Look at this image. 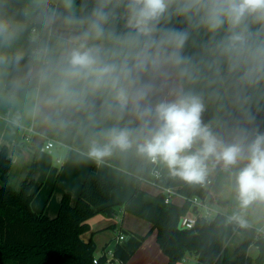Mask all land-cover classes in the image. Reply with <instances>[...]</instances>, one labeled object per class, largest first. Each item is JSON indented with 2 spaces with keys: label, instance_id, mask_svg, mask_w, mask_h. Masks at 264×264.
Returning <instances> with one entry per match:
<instances>
[{
  "label": "trees",
  "instance_id": "16d2710c",
  "mask_svg": "<svg viewBox=\"0 0 264 264\" xmlns=\"http://www.w3.org/2000/svg\"><path fill=\"white\" fill-rule=\"evenodd\" d=\"M53 1L63 5V0ZM27 3L28 0H0V20L23 26L20 46L5 54L11 63L6 87L10 95H20L24 91L39 88L52 99L51 82H42L40 74L31 78L28 75L38 63L42 64V69L55 65L64 56L61 53L66 48V39L53 36L50 23L28 21ZM97 3L98 0H77V12L71 13L64 9L62 14L68 18L82 19L88 30V21ZM126 3L127 0H112L109 5L112 15L105 25V37L102 40L87 41L88 45H101L102 49L110 50L109 58L112 51H120V45L115 41L133 32L127 27ZM175 7L173 5L170 9V17L163 18L157 27L186 29L189 33L180 50L185 63L179 66L169 63L170 71L180 86L179 96H198L203 104L200 117L202 125L209 127L224 145L240 144L246 156L248 144L256 136L264 135V74L246 76L245 65L241 64L236 69L231 67V60L221 48L222 42L229 35L227 25L215 33L209 32L202 26H194L195 22H190L185 16L176 14ZM38 9L49 13L46 5ZM251 27L255 30L259 25L252 24ZM183 69H187V72L182 75ZM147 79V71L139 73L135 86L145 87ZM147 91L146 98L141 102L142 107L154 108L165 102L158 92L148 88ZM106 101L116 100L111 89L103 87L85 91L81 102L53 104L55 112L58 111L66 119L67 125L61 130L48 131V135L56 137L62 130L76 132L84 116ZM145 120H150L147 127H144ZM48 121L56 125L55 113L48 116ZM154 126V117L142 120L131 104L124 108L117 107L95 124L99 133H109L113 128L128 129L131 132L135 156L130 173L136 193L144 181L152 178L151 158L140 153L137 145L143 142L148 128ZM198 149V146L193 145L190 152ZM247 163L248 160L244 158L234 165L233 181L227 188L232 196L238 197L236 177ZM13 165L8 147L3 145L0 147V264H103L106 260L104 255H100L98 261L94 262L96 243L93 238L86 241L82 235L90 230L87 222L90 217L99 212L115 216L120 208L152 223L153 229L157 230V241L169 258L168 264H177L188 253L197 256L198 264L264 263V234L257 226L246 222L241 226L238 219L219 209L212 218L198 215L193 228H182L180 220L190 210L191 201L187 199L182 205L165 202V195H160L159 203L142 199L136 193L124 202L110 203L112 191L118 184L99 173L95 164L90 166L75 204H72L71 195L66 193L55 217H49L44 211L36 212L32 207L36 193L33 190L35 181L31 178L34 161L19 187L11 182ZM161 165L162 176L157 179L158 183L175 186L187 198L197 195L207 199L208 192L200 184L189 183L173 175L163 161ZM206 165L215 175L221 171L219 162L214 158L206 161ZM218 198L220 195L217 193L216 198L213 197L207 203L213 207L222 206ZM230 203L228 201L225 204L226 208ZM237 230L243 237L235 249V258H229L225 253V244ZM145 238L132 235L124 242H119L114 249L115 257L127 262ZM251 245L259 250L256 258L248 254Z\"/></svg>",
  "mask_w": 264,
  "mask_h": 264
},
{
  "label": "clouds",
  "instance_id": "9594fccd",
  "mask_svg": "<svg viewBox=\"0 0 264 264\" xmlns=\"http://www.w3.org/2000/svg\"><path fill=\"white\" fill-rule=\"evenodd\" d=\"M112 0H98L88 21V30L55 65L40 72L42 82H51L50 104H75L81 102L83 93L107 87L121 108L131 104L141 119L154 117L155 126L148 128L138 151L153 161H163L173 175L189 183H201L206 175V161L214 158L225 167L246 158L248 163L236 177L241 207L264 201V135H258L247 146V154L240 144L224 145L202 125L201 99L192 94L178 96L171 102H161L155 107H142L147 87H136L139 73L159 68L164 63L179 66L185 63L180 55L189 33L175 28H158L163 18L175 13L185 16L194 26L215 33L227 25L221 48L236 69L246 66V76L264 74V0H127V27L132 29L125 38L117 39L120 51H108L100 45H88L89 39L102 40L112 10ZM69 7L71 3L69 0ZM259 28L253 30L251 25ZM12 31L5 21H0V36L11 38ZM19 59V57H18ZM183 69L181 74H185ZM79 86V87H78ZM150 120L144 121L147 127ZM109 143L103 147L95 144L89 156L100 160L111 155L113 148L127 150L132 147V134L128 129L113 128L108 133ZM200 144L196 152L193 145ZM241 226L245 222L237 217Z\"/></svg>",
  "mask_w": 264,
  "mask_h": 264
},
{
  "label": "crops",
  "instance_id": "0c3cea01",
  "mask_svg": "<svg viewBox=\"0 0 264 264\" xmlns=\"http://www.w3.org/2000/svg\"><path fill=\"white\" fill-rule=\"evenodd\" d=\"M53 3L54 1L51 0L52 5ZM40 6L35 5L31 16L27 14L28 21L50 23L52 35L56 38L66 39V42L81 41L83 34L87 31L84 27V21L82 19L68 18L62 14L64 9L69 11L66 8V0H63V5L58 3V7L54 8V12L47 6L49 13H45L42 9H38ZM69 12L75 13V11ZM5 22L9 24L13 34L11 38L0 36V52H2V55H0V147L3 145L8 147L9 157L14 162L13 166L17 163L16 152H24L26 162L34 159L35 167L31 178L35 181L33 190L36 193L32 201L33 209L36 212L44 211L49 217H55L58 214L62 197L66 193L71 195L72 204H75L87 172L90 166L94 164L98 166L99 173L118 184V187L112 191L110 203L126 201L131 195L136 193L130 173V166L135 156L134 142L132 147L127 150L113 148L111 155L100 160L89 156V151L93 144L103 147L109 143L108 133H99L95 129L96 122L119 107V104L116 101L103 102L84 116L76 132L70 133L67 131L56 137H50L48 131L63 129L67 125L66 119L58 111L55 112L53 104L48 103L50 98L39 88L24 91L20 95H10L6 87V79L11 63L5 54L20 46L23 26L20 23L11 21ZM69 50L66 46L61 55H66ZM41 70L42 64H36L30 71L28 78L39 75ZM52 113H55V126L48 121V116ZM48 137L60 142L61 149H58V153L62 154L64 159L61 161L62 165L59 172L52 164L53 159L51 156L52 148L56 144L50 149H42L47 143ZM23 138L33 143L27 149L23 143ZM53 177L57 184L55 191H53V188L50 189ZM147 182L144 181L141 184L139 191L136 193L137 196L159 203L160 195L164 194L157 186L153 185L154 188H152L151 184ZM40 183H42L41 187ZM207 201L208 199H206V203ZM171 202L182 205L186 200L182 195H176ZM197 212H201L200 207L192 205L185 214H197ZM87 222L90 230L85 232L82 237L86 241L93 238L96 243V256H100L106 247L113 246L120 232L126 235V240L132 235L146 236L140 247L127 262H122L114 255L110 264H168L169 258L162 251L157 241V230L153 229L150 221L120 208L115 216L110 217L99 212L90 217ZM118 224L120 229H118ZM263 224L264 221L262 225L253 226L261 229L264 228ZM125 239L118 241L116 245L119 242H124ZM252 246L255 245L250 246L248 254L252 258H256L259 250L255 246L256 253L253 254L251 251ZM194 257L198 264L195 254Z\"/></svg>",
  "mask_w": 264,
  "mask_h": 264
},
{
  "label": "rangeland",
  "instance_id": "374dc122",
  "mask_svg": "<svg viewBox=\"0 0 264 264\" xmlns=\"http://www.w3.org/2000/svg\"><path fill=\"white\" fill-rule=\"evenodd\" d=\"M71 7L68 6L69 0H66V8L69 11H78V6H77V0H70ZM45 4L46 6L50 7L51 11L54 12L55 6L51 4V0H29L28 1V7H27V14L31 16L32 10L34 9L35 5L39 6ZM3 21V20H2ZM6 21V20H5ZM56 25V24H55ZM78 42L75 41H68L66 42V46L68 49L71 50V48L77 44ZM169 63H164L162 64L159 68L152 69L151 67L147 71V82H146V87L154 92H158L164 99L165 102H171L177 99L179 96V90L180 86L176 81L175 75L170 71ZM38 68V67H37ZM117 102V101H116ZM118 103V102H117ZM207 127V126H206ZM209 130L210 128L207 127ZM61 130V129H60ZM69 130H62L59 134H62L64 132H67ZM70 133H73L72 131H69ZM212 133V131L210 130ZM58 134V135H59ZM213 135V133H212ZM214 136V135H213ZM24 139V138H23ZM24 145L26 146L25 148L27 149L30 145L33 143L27 140H23ZM22 143V144H23ZM56 142L54 139V144H56L55 147L52 148L51 151V156H52V164L56 167L58 172L60 171L61 167V161L64 159L62 154L58 153V149H61L60 144ZM198 147H200L199 142L194 144ZM17 154V163L15 166H13L11 170V182L15 187H19L23 179L26 177V173H28L31 163L34 160H30V162H26V158L24 156V152H16ZM60 157V158H58ZM60 159V160H57ZM221 166V171L215 175L213 170H211L213 177L215 178V185L211 188V190L208 192V200H211L213 197L216 198L217 193L220 195V198L218 200L223 204L222 206H210L208 204V208L205 207H200L201 212H209L211 213V216H215L217 212L220 210H223L224 212H228V214L231 217L237 218L239 217L242 219L244 222L250 224V225H262L264 221V201H254L252 202L249 206L246 208L241 207L240 200L238 197L232 196L229 192H227V188L229 189L232 181H233V170H234V165L225 167L223 162H219ZM35 165V164H34ZM35 167V166H34ZM34 170V169H33ZM33 172V171H32ZM56 178V177H55ZM147 182V181H146ZM149 183V182H147ZM146 183V184H147ZM151 184V183H149ZM40 187L42 186V183L39 184ZM152 188L154 186L151 184ZM54 189L53 191L56 190L57 184L54 181V177L51 180V187L50 189ZM158 189L157 187H155ZM42 191V190H40ZM42 193V192H40ZM55 193V192H54ZM55 196V194H53ZM72 200V198H71ZM230 203L229 206L226 208V203ZM233 205V206H232ZM217 207V208H216ZM216 209V210H215ZM225 209V210H224ZM239 220V219H238ZM264 225V224H263ZM242 233L238 230L235 231L234 235L230 240H228L225 244V253L229 258H235V249L238 245L239 242H241L242 239ZM252 253H256L255 246H252L251 249ZM187 257H185L182 261H179L178 263H183V264H197V261L194 257V254H187Z\"/></svg>",
  "mask_w": 264,
  "mask_h": 264
},
{
  "label": "built area",
  "instance_id": "2783aa9c",
  "mask_svg": "<svg viewBox=\"0 0 264 264\" xmlns=\"http://www.w3.org/2000/svg\"><path fill=\"white\" fill-rule=\"evenodd\" d=\"M53 5L55 6V8L58 7V1H54ZM47 143L42 147V149H50L51 147L54 146V139L52 138H47ZM152 163H153V167H152V178L151 179H147L146 181H148L149 183H151L154 186H157L160 191L165 195V202H171L172 198L176 195H182L185 200L189 199L192 203V205H196L197 207H205L208 208V204L206 203V199L201 198L199 196H193L191 198H187L184 194L180 193L177 188L175 186H164L161 185L160 183L157 182V179L160 178L162 176V165H161V160L160 159H156L155 161H153L151 159ZM207 166V170H206V175L205 178L203 180V182L198 183L200 184V186L207 192H209L211 190V188L215 185V178L212 175L211 169L209 168L208 165ZM199 216H203L205 218H210L211 217V213L209 212V210L207 212H197L193 213V214H184L180 220V226L182 228H193L194 225L196 224V220L197 217ZM120 225L118 224V227ZM120 229V227L118 228ZM261 233L264 234V229L261 228L260 229ZM126 235L123 232H120V234L118 235V237H116L113 246H108L105 248L104 252L101 255H104L106 257L105 262H103V264H110L111 260L114 257V249L116 246V243L120 240L125 239ZM98 257L96 256L94 258V262L98 261Z\"/></svg>",
  "mask_w": 264,
  "mask_h": 264
}]
</instances>
